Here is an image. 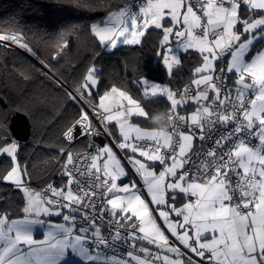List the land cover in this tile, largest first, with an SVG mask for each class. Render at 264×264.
<instances>
[{"label":"snow or ice","instance_id":"6c2138e0","mask_svg":"<svg viewBox=\"0 0 264 264\" xmlns=\"http://www.w3.org/2000/svg\"><path fill=\"white\" fill-rule=\"evenodd\" d=\"M103 25L91 32L108 51L159 30L166 74L182 68L175 44L199 54L193 78L182 91L142 78L132 82L139 98L112 86L93 103L100 73L89 67L68 92L80 108L63 136L92 151L61 148L67 179L43 195L28 184L19 145L0 136V181L25 200L24 219L0 215V264H107V250L123 245L130 260L112 264H264V0H124ZM9 41L33 51L22 35L0 34ZM57 43L54 59L68 47ZM161 98L167 107L153 110ZM159 116L157 129L140 126ZM51 216L66 224L34 238Z\"/></svg>","mask_w":264,"mask_h":264},{"label":"trees","instance_id":"16d2710c","mask_svg":"<svg viewBox=\"0 0 264 264\" xmlns=\"http://www.w3.org/2000/svg\"><path fill=\"white\" fill-rule=\"evenodd\" d=\"M123 3L124 0H0V34L22 35L33 50L24 51L35 60L0 43V98L6 105L0 104V136L6 134L12 139L8 127L15 113L28 118L30 135L27 142H18L19 159L28 167V184L38 192L49 184L57 188L64 186L67 178L61 175L60 161L65 158L61 148L65 153L87 148L86 139L69 144L63 133L77 118L80 108V104L69 97V89L75 91L78 81L93 64L100 73L98 87L94 89L98 95L93 103H98L99 96L112 86L128 90L134 98H139L141 92L132 82L142 78L168 84L173 89H181L193 78L199 61L195 52L180 55L182 68L175 78L166 74L155 55L159 30H149L152 35L147 37L149 42L145 45L103 50L91 32V25L103 24V17L118 10ZM58 41L66 42L68 47L54 59L59 51ZM161 100L162 103L151 108L163 111L168 102L165 98ZM189 110L186 106L181 114ZM160 118L141 125L159 126ZM5 166L6 158L0 157V169ZM0 197H3L1 214L11 218L22 215L24 199L18 190L0 181Z\"/></svg>","mask_w":264,"mask_h":264},{"label":"crops","instance_id":"0c3cea01","mask_svg":"<svg viewBox=\"0 0 264 264\" xmlns=\"http://www.w3.org/2000/svg\"><path fill=\"white\" fill-rule=\"evenodd\" d=\"M101 26H104L103 24H101ZM97 40H98V38H97ZM99 41V40H98ZM101 45V44H100ZM101 47L103 48V50H106V48H105V46L104 45H101ZM106 51H108V50H106ZM196 53V52H195ZM198 54V53H197ZM199 55V54H198ZM195 111V109H193V108H190V110L188 111V112H186V113H183L184 115H186V116H190L191 114H192V112H194ZM133 119V121H136V119H138V118H136V117H133L132 118ZM139 119H143V118H139ZM141 127H143V128H145V129H149V130H151V129H157L158 128V126H154V127H145L144 125H140ZM113 147H114V149H115V146L113 145ZM196 147H197V144H196ZM117 152H119V149H115ZM124 182V181H123ZM6 183V182H5ZM22 194V193H21ZM144 194H145V196H147V192L145 191L144 192ZM148 199H150V197H148ZM25 201V200H24ZM24 205H25V202H24ZM23 208H24V206H23ZM65 211H67V210H65ZM0 215H4V214H1L0 213ZM46 221L47 220H49V222H51V224H53V226H52V228L51 229H49L50 227H48V225L46 224L45 226H43V227H41V226H33V234H34V238H36V239H43V234H45V233H47L49 230H51V231H56V229H55V225H57V224H66V222L62 219V217H58V216H51V217H43ZM12 219H14V220H20V219H24V217H23V213H22V215L21 216H19V217H15V218H12ZM48 222V223H49ZM72 260H73V264H79V260H78V258H72ZM126 261H128V260H130V257H128L127 259H125ZM120 261V260H119ZM131 264H135L133 261L131 262Z\"/></svg>","mask_w":264,"mask_h":264},{"label":"built area","instance_id":"2783aa9c","mask_svg":"<svg viewBox=\"0 0 264 264\" xmlns=\"http://www.w3.org/2000/svg\"><path fill=\"white\" fill-rule=\"evenodd\" d=\"M130 2L133 3V4H135V0H131ZM186 86L187 85H185L184 87H186ZM184 87H182L180 90L182 91L184 89ZM69 91H73L74 92V90H71V89H69ZM163 122H164V116H161V118L158 121V125H161ZM95 141H96V144L97 145H103L105 143H109V139H106L104 137H97V138H95ZM74 142H72V143H74ZM198 147H199V145L197 144V148ZM86 151H92V150L91 149H88V148H86V149H80V150L74 152L73 154L75 155L76 153L86 152ZM47 186L48 185L43 186L39 190V193H41L43 195L44 192H45V190L47 189ZM77 223H80L79 218L77 219ZM132 251H134V250L131 247H129L128 245H123L122 247H117L115 249H108L105 258L112 259L114 257L115 260H120V261L121 260H125V259H127L129 257L127 255V253L128 252H132ZM136 254L139 255V253H136Z\"/></svg>","mask_w":264,"mask_h":264},{"label":"water","instance_id":"95a60500","mask_svg":"<svg viewBox=\"0 0 264 264\" xmlns=\"http://www.w3.org/2000/svg\"><path fill=\"white\" fill-rule=\"evenodd\" d=\"M0 104L5 107L4 101L0 98ZM9 133L13 140L19 143H25L30 135V123L28 118L21 113H15L9 123Z\"/></svg>","mask_w":264,"mask_h":264},{"label":"rangeland","instance_id":"374dc122","mask_svg":"<svg viewBox=\"0 0 264 264\" xmlns=\"http://www.w3.org/2000/svg\"><path fill=\"white\" fill-rule=\"evenodd\" d=\"M119 10V9H118ZM118 10H115V11H113V12H117ZM112 13V12H111ZM111 13H108L107 15H105L104 17H103V19H102V23L103 22H107V21H109V16L111 15ZM24 41V40H23ZM0 43H3V44H7V45H9V46H11V47H13V48H15V49H17L19 52H21L22 54H24L25 56H27L28 58H30L31 60H33V58L34 57H32L27 51H24V49H22V48H20V47H18V45H16V44H14V43H11L10 41L9 42H0ZM120 46H132V45H123V44H118V47H120ZM137 46V45H136ZM173 48L174 49H176V54H178V55H181V54H185L183 51H182V49H177V46L174 44L173 45ZM189 52H194V51H192V50H189ZM34 62H35V60H33ZM162 64V63H161ZM151 83H157V82H153V81H149V84H151ZM157 84H160V83H157ZM161 86H167V87H170L168 84H160ZM193 87H195L194 85H193ZM171 88V87H170ZM15 141V140H14ZM16 142V141H15ZM17 144H18V142H16ZM19 145V144H18ZM137 179H139V178H137ZM124 182H126V181H124ZM31 189L34 191V192H38V190L37 189H35V188H33V187H31ZM145 191H146V189H145ZM144 191V192H145ZM22 196H23V194H22ZM25 202V201H24ZM25 206V205H24ZM23 217H25V213L23 212ZM48 222H49V220H47ZM47 225H48V227H50L49 229H51L52 228V226H53V224H51V222H49V223H47ZM55 227V226H54ZM105 260H107V264H112V259H107V258H105L104 256H102V262L103 261H105ZM115 261H117V262H119V260H115ZM124 261H126V260H124ZM135 264H136V262L135 261H133Z\"/></svg>","mask_w":264,"mask_h":264}]
</instances>
